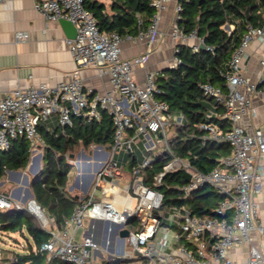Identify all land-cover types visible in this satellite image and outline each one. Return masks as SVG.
I'll return each mask as SVG.
<instances>
[{"label": "built area", "instance_id": "1", "mask_svg": "<svg viewBox=\"0 0 264 264\" xmlns=\"http://www.w3.org/2000/svg\"><path fill=\"white\" fill-rule=\"evenodd\" d=\"M169 1L153 0L156 11L152 22L147 30H140L136 36L148 37L150 43L154 42L159 34L160 14ZM181 7L178 0L172 34L182 43L189 38H197L198 43L193 47L198 49L204 43L203 39L194 31L186 33L179 25ZM34 8L43 15L47 24L62 17L75 24L76 37L67 38V42L76 69L70 79L56 84L19 87L0 98V155L19 136L29 140L32 152L44 146L39 126L53 114H58L61 125H71L74 115L99 120L102 110L107 111L113 120V153L99 160L97 167H91L89 160L71 157V168L75 165L79 176L78 184L71 192L78 189L82 195L75 194L79 202L61 227L34 196L20 202L0 191V210L25 208L41 222L50 237L37 250L46 253L47 260L90 264L94 245L87 232L92 220L98 219L103 220L108 229L118 227L120 242L128 246L126 250H117L122 252L123 256H119L122 258L136 257L146 260L147 264H236L230 257V250L235 245L246 243L251 245L247 263L264 264V254L254 245L251 236L254 230L264 234V223L259 218L261 206L254 197L260 191L259 185L264 178V162L260 161L264 157V131L257 127L247 128L241 123L248 111L255 114L253 94L264 81V56L260 60L261 72L256 81H251L242 72L250 44L257 37L264 42V25L249 26L235 48L229 61L227 92L210 83L202 85L208 95L225 105L224 117L230 123L228 129L217 124H201V128L207 130L206 139L229 144L231 152L222 159L224 167L202 172L178 157L164 166V172L181 168L189 174L184 186L187 193L206 183L222 192L225 197L216 206V211L227 216L218 218L194 215L177 206L163 210V194L145 184L141 175V170L151 162L150 155H145L143 161L134 167L133 178L131 175L127 178L115 159L118 149L133 152L140 141L152 150L151 133L157 134L161 141L167 140V128L182 124L184 119L182 112L171 111L168 103L155 95L160 71L147 72L143 83L134 76L135 67L148 60L151 46L143 54L122 57V41L134 36L101 31L94 14L85 8L84 0H34ZM138 22L142 23L141 17ZM16 34L18 40L27 38L26 31H17ZM177 50L176 46L174 65L180 62ZM88 66L103 67L109 73L110 90L100 93L86 87L81 69ZM241 87L246 91H241ZM97 147L95 155L108 152L104 146ZM89 167L93 169L86 173ZM164 172L155 176L157 181L161 180ZM121 181H125L126 200L131 195L135 199L133 211L125 208L126 201L119 204ZM122 230H127L128 234L123 236ZM142 256L146 258L141 259Z\"/></svg>", "mask_w": 264, "mask_h": 264}, {"label": "trees", "instance_id": "2", "mask_svg": "<svg viewBox=\"0 0 264 264\" xmlns=\"http://www.w3.org/2000/svg\"><path fill=\"white\" fill-rule=\"evenodd\" d=\"M179 1L182 6L179 25L186 33L194 31L203 39L205 47L195 49L186 43L177 44L176 55L180 62L158 74L156 97L166 101L171 111L182 112L184 119L182 124L171 126L174 132L168 138V148L155 153L148 151L151 162L141 170V175L145 184L163 194L162 209L177 206L194 215L223 218L227 215L216 211V206L225 197L222 192L206 183L187 193L184 186L188 180L184 171L178 168L164 172V166L178 157L202 172L224 167L222 159L231 152L229 144L206 139L207 130L201 128V124H217L228 129L230 123L224 117L225 105L208 95L202 85L210 83L228 91L229 61L249 26L264 25V0ZM84 6L94 14L101 31L118 32L121 36H136L140 30H147L156 11L153 0H84ZM139 17L142 23L138 22ZM226 24L232 28L225 29ZM259 88H264V81ZM39 132L45 142L43 165L30 185L36 201L61 227L79 202V198L68 190L69 152L78 144L112 148L115 128L112 117L102 110L99 120L74 115L71 125L58 123L54 129L39 126ZM30 156L29 140L25 136L17 137L9 149L1 152L0 176L7 169L25 168ZM127 156L133 178L138 162L136 150L128 152ZM161 172H164L162 178L157 181L155 176ZM0 229L21 231L30 238L28 250L16 253L14 264H77L60 259L47 260L46 253L37 250L49 239L50 233L25 208L0 210ZM128 261L116 256L100 264H126Z\"/></svg>", "mask_w": 264, "mask_h": 264}, {"label": "crops", "instance_id": "3", "mask_svg": "<svg viewBox=\"0 0 264 264\" xmlns=\"http://www.w3.org/2000/svg\"><path fill=\"white\" fill-rule=\"evenodd\" d=\"M177 1L170 0L167 7L161 12L159 34L154 42L150 43L148 37L138 36L122 41L121 55L125 58L143 54L149 46L152 48L148 60L134 69V76L139 83L144 82L147 72L161 71L174 65L175 47L183 42L172 34ZM17 31H26L27 38L18 40ZM67 38L59 20L47 24L43 15L34 8V0L1 1L0 98L19 87L56 84L70 79L76 69V64L69 51ZM185 43L194 46L198 43V39L189 38ZM263 56L264 42L261 37H257L248 47L243 60L242 72L251 81H256L260 75V60ZM81 75L86 87L92 88L95 92L105 93L111 89L110 75L103 67H84L81 69ZM240 89L243 92L246 91L244 87ZM263 89L260 88L253 94L255 114L250 110L241 120V123L247 128L257 127L264 131ZM57 121L58 114H53L41 126L54 129ZM104 157L88 156L86 160L90 161L91 167H97L99 160ZM260 161L264 162V157ZM42 165L43 156H30V161L25 168L7 169L5 174L0 176V191L9 194L14 200L25 202L31 197L30 192L33 194L30 184L34 176L41 170ZM91 167L87 169L86 173L92 171ZM78 178L77 173L70 171L68 185L70 192L78 184ZM259 189L260 191L255 193L254 197L260 203L259 218L264 223V178L260 182ZM102 226H105V223ZM102 234V231L94 234L96 242L101 240ZM251 236L254 245L264 254V234L254 230L251 232ZM250 246L246 243L235 245L230 250V257L235 260L236 264H248L247 256Z\"/></svg>", "mask_w": 264, "mask_h": 264}, {"label": "rangeland", "instance_id": "4", "mask_svg": "<svg viewBox=\"0 0 264 264\" xmlns=\"http://www.w3.org/2000/svg\"><path fill=\"white\" fill-rule=\"evenodd\" d=\"M224 27L227 30H230L232 28L230 24H226ZM58 123L59 122L57 121V124ZM173 132H174V128L169 126L166 132L167 140H164V141L159 140V137L157 134L151 133L150 136H151V140L154 143V146L152 147L153 149L150 150V152L155 153V152H160L164 150L167 147L168 138H170L173 135ZM98 148L99 147H97L96 145L85 147L82 144H78L74 149H72L69 152V156H74L76 159L80 158L82 160H85L88 156H98V155H95L94 153V151ZM104 148H105V151H108V152L103 155L101 154L99 156H112V153H113L112 148H106L105 146ZM149 149L151 148H148L145 145V142L140 141V145L136 150L138 165L143 161L145 155L146 156L149 155L148 154ZM43 154H44V146H42L40 149L36 151H33L31 153V156H43ZM114 156H115V159L119 161V164L123 170V173L127 175V178H130L132 170L130 166L127 164V161H128L127 152L125 150L118 149V151L115 152ZM71 172L72 173L77 172L75 165H73V167L71 168ZM30 179H31V176H30ZM124 186H125V181H121L120 182L121 190H120L119 204L122 205L124 201H126L127 203L125 204V208L133 211L135 207V199L131 195V197L128 200H126ZM71 193L82 195L78 189H75ZM163 210H165V208H163ZM38 222L41 224L39 220ZM93 227L94 228H92L91 230V238H92L94 247H92L93 254L90 260V264H100L105 259H109V258L116 257V256L117 257L123 256L122 252L120 251L118 252L117 250H121V249L126 250L128 246H125L120 242L118 238V234H117V228H118L117 226H111L108 229L106 228V226H102L100 223L98 224L94 223ZM100 231L103 232L102 238L99 242H96L93 240V236L95 233L97 232L99 233ZM80 236L81 235L79 234V237ZM29 241H30V238L26 237V235H24V233H22L21 231H12V230H5V229L1 231L0 229V264L2 263L14 264V262L16 261V253L26 252L28 250L27 246H28ZM111 246L114 247L115 249L114 251L111 250ZM96 249L100 251L101 253H103L104 257H102L97 251H95ZM128 260L129 261L126 264H143V261H144V260H139L136 257L128 259Z\"/></svg>", "mask_w": 264, "mask_h": 264}, {"label": "water", "instance_id": "5", "mask_svg": "<svg viewBox=\"0 0 264 264\" xmlns=\"http://www.w3.org/2000/svg\"><path fill=\"white\" fill-rule=\"evenodd\" d=\"M59 22L62 25V27L64 28L65 33H66V35H67L68 38H75L76 37L77 29H76V26H75V24L73 22H71L69 19L64 18V17L60 18L59 19ZM201 47H205V44L202 43L201 44ZM168 67H170V66H168ZM100 146H102V145H100ZM71 157H73V156H71ZM185 176L187 177V180H189V177H190L189 174L185 173ZM30 196H33L32 192H30ZM94 223H97V224L100 223L101 225H103V220H98V219L92 220L89 231H91V229L95 227V226L93 227V224ZM88 234H89V232H88ZM121 234L123 236H125V235L128 234V232H127V230H122ZM93 240L96 241V238L93 237ZM111 250H113V247H111ZM96 251L99 252V254L102 257H104L103 256V253H101L98 250H96ZM145 258L146 257H144V256L141 257V259H145Z\"/></svg>", "mask_w": 264, "mask_h": 264}, {"label": "bare ground", "instance_id": "6", "mask_svg": "<svg viewBox=\"0 0 264 264\" xmlns=\"http://www.w3.org/2000/svg\"><path fill=\"white\" fill-rule=\"evenodd\" d=\"M81 168H84L83 166Z\"/></svg>", "mask_w": 264, "mask_h": 264}]
</instances>
